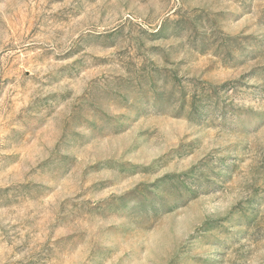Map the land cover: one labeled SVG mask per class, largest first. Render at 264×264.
<instances>
[{
    "label": "rangeland",
    "instance_id": "374dc122",
    "mask_svg": "<svg viewBox=\"0 0 264 264\" xmlns=\"http://www.w3.org/2000/svg\"><path fill=\"white\" fill-rule=\"evenodd\" d=\"M0 264H264V0H0Z\"/></svg>",
    "mask_w": 264,
    "mask_h": 264
}]
</instances>
